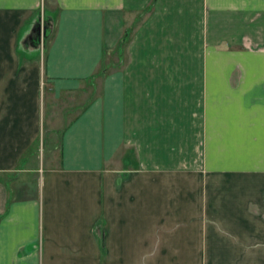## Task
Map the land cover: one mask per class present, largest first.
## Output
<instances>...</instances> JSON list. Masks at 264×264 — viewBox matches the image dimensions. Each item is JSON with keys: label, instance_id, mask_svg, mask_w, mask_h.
Returning <instances> with one entry per match:
<instances>
[{"label": "crops", "instance_id": "crops-1", "mask_svg": "<svg viewBox=\"0 0 264 264\" xmlns=\"http://www.w3.org/2000/svg\"><path fill=\"white\" fill-rule=\"evenodd\" d=\"M0 264H264V0H0Z\"/></svg>", "mask_w": 264, "mask_h": 264}, {"label": "rangeland", "instance_id": "rangeland-1", "mask_svg": "<svg viewBox=\"0 0 264 264\" xmlns=\"http://www.w3.org/2000/svg\"><path fill=\"white\" fill-rule=\"evenodd\" d=\"M43 19L44 18L42 12V14L40 15V20L38 21V27L40 25L39 22L42 23L41 25L43 27ZM43 40V31L41 33L39 28V33H37V40L35 43V48L37 50H40V48L42 47ZM123 51L124 49L122 48L119 60H117V55L114 53L111 56L107 57L106 61H108V63L106 65L102 63V66H100L98 69V73H94V75H92L85 84L81 85L77 92H74L71 95H69L68 93H64L61 98H53V95L51 94L47 96V99L52 97L49 103V101L45 98L46 93L44 91V102H47V108L48 104H50L48 112L50 118L49 120L46 119L44 121V129L39 141V148L41 145V148L38 152L39 154H41L42 152L48 154V152H50L51 144L55 147V143L59 141L60 133L62 132L64 126L72 118H74L76 114L79 113L78 111H76V109L81 110L83 106H85V104H87L92 98H95L101 94V82L103 74H106L111 70H115L120 66V64H123L125 60V57H123ZM191 188H193V186H191Z\"/></svg>", "mask_w": 264, "mask_h": 264}, {"label": "trees", "instance_id": "trees-1", "mask_svg": "<svg viewBox=\"0 0 264 264\" xmlns=\"http://www.w3.org/2000/svg\"><path fill=\"white\" fill-rule=\"evenodd\" d=\"M148 10H149V8L143 10V11H142V14H145ZM44 28H45V27H44ZM130 31H131V30H129V29H126V30L124 31L123 40H125V39L127 38V36H128V34H129ZM97 73H98V70L96 71V74H97Z\"/></svg>", "mask_w": 264, "mask_h": 264}]
</instances>
